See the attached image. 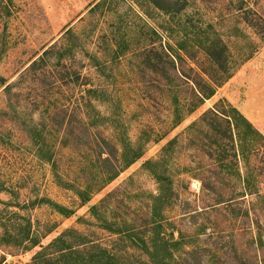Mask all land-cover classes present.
Segmentation results:
<instances>
[{"label":"rangeland","instance_id":"1","mask_svg":"<svg viewBox=\"0 0 264 264\" xmlns=\"http://www.w3.org/2000/svg\"><path fill=\"white\" fill-rule=\"evenodd\" d=\"M98 1L0 0V264H34L38 246L25 249L5 232L17 214L21 227L29 221L31 232L41 235L54 225L40 244L72 227L122 252L127 263L162 264L124 232L104 228L103 219L148 237L158 184L144 162L173 137V196L162 209V235L178 245H169L172 257L163 252L164 258L170 264H264V198L243 196L233 168H216L197 127L188 128L225 98L264 135V0H177L184 8L172 15L141 6L143 0H105L89 11ZM206 36L227 47L231 74L188 111L196 73L207 79L202 68L208 58L195 44ZM180 38L186 50L177 48ZM53 44L66 58L31 68ZM89 87L96 96L86 92ZM85 98L95 107L89 115ZM123 140L143 149L126 167ZM251 162L264 193L260 155ZM243 165L238 157L235 167ZM208 177L213 190L202 185ZM78 189L87 194L86 204ZM220 194L233 201L216 204ZM43 198L73 213L66 217ZM90 204L97 205L94 215Z\"/></svg>","mask_w":264,"mask_h":264},{"label":"trees","instance_id":"2","mask_svg":"<svg viewBox=\"0 0 264 264\" xmlns=\"http://www.w3.org/2000/svg\"><path fill=\"white\" fill-rule=\"evenodd\" d=\"M105 0L96 2L89 11H94L104 5ZM141 6L153 5L159 8L165 14H177L184 7H176L177 0H143ZM175 7L176 9H173ZM186 32V31H184ZM199 36V35H197ZM177 48L186 50V47L181 45V38L176 39ZM198 47L202 48L208 58L209 66L203 67V73L207 79L196 73L197 80L193 90V101L188 111H193L201 105L205 99L211 97L215 93V89L223 81H225L231 74L230 67L226 64L227 47L220 38L212 40L209 36L204 39L198 38ZM66 58L65 49L61 46L51 45L45 49L40 56L35 59L31 64V68H38L42 64H52L53 66L59 65L61 61ZM87 93L96 96L97 89L86 88ZM178 106L179 100L175 99ZM84 108L87 115L89 110L95 111L92 102L85 98ZM178 108V107H177ZM182 117L178 110L175 112L174 123L178 124ZM197 127L202 140H205L203 146H206V151L216 157L215 166L220 169H232V175L239 180L241 185L242 195L257 194L261 199L264 198V193H260L258 188V175L257 169L251 162L252 155H260L262 165L260 169H264V135L262 132L250 122L237 107L230 104L225 98H220L214 105L205 110L199 117V120L194 121L188 128ZM177 137L169 139L160 149L159 155L155 159H147L144 163L146 168L154 175L158 187L156 194L151 196L150 201V217L147 224L148 237H140L131 230H127L120 223H115V227L107 219H103L104 228H108L114 234L119 235L124 232L126 237L129 238L134 246L144 250L152 259V262L161 260L162 264H170L168 259L162 255L166 252L168 256L172 257L169 245L177 246L178 242L170 243L162 235L164 215L162 209L169 205L173 196L172 191V177L169 175V163L172 159ZM143 149L141 146H134L126 140L122 141L123 166H128L138 158L141 157ZM238 157L243 162L242 170L237 166ZM234 160V164H229L228 159ZM48 160H51L50 158ZM52 165L55 166L54 161ZM54 169V168H53ZM54 173L58 176L56 169ZM117 174V171L108 175L107 179L110 181ZM207 180V181H205ZM209 180V181H208ZM203 187L213 190L215 188V181H210V177L202 179ZM206 182L207 185H206ZM3 188L0 186V191ZM77 193L83 202L86 204L89 200L87 194L81 189ZM216 199V204L226 202L230 204L233 197H228L222 200ZM43 202H49L60 214L68 217L73 213V210L64 205H60L50 199H41ZM89 210L94 215L97 212V205L90 204ZM248 206H245V211L248 212ZM15 214V212L13 213ZM17 218H23L22 215H15V225L11 228L6 227V234L11 237V242L17 245H22L25 249H31L38 246V249L32 256L34 264H131L127 263L123 258L124 254L110 251L106 246L102 245L99 241L87 238L81 231L66 227L59 234L54 236L48 243L40 244L41 236L48 234L54 225L49 226L44 232L37 233L31 232L30 222L21 227L17 223ZM81 220L83 217H79ZM19 225V226H18ZM149 227V228H148ZM138 240V241H136ZM261 240V237H259ZM164 258V259H163ZM161 264V263H160Z\"/></svg>","mask_w":264,"mask_h":264}]
</instances>
